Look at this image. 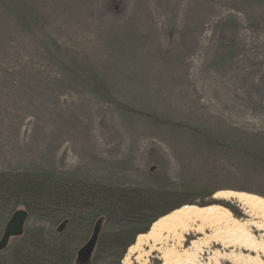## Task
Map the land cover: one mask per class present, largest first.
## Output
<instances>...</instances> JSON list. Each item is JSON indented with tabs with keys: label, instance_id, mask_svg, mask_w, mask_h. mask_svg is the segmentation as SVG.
Masks as SVG:
<instances>
[{
	"label": "rangeland",
	"instance_id": "1",
	"mask_svg": "<svg viewBox=\"0 0 264 264\" xmlns=\"http://www.w3.org/2000/svg\"><path fill=\"white\" fill-rule=\"evenodd\" d=\"M21 178L47 193H20ZM217 191L264 198V0H0V238L28 213L0 264H78L104 212L87 264H115L116 232L134 243L173 208L254 220ZM149 198L141 214L124 203ZM200 224L149 241L145 264L169 250L188 264L193 240L196 264L245 253L205 245Z\"/></svg>",
	"mask_w": 264,
	"mask_h": 264
},
{
	"label": "bare ground",
	"instance_id": "2",
	"mask_svg": "<svg viewBox=\"0 0 264 264\" xmlns=\"http://www.w3.org/2000/svg\"><path fill=\"white\" fill-rule=\"evenodd\" d=\"M215 200L235 199L241 209L254 220H241L232 216L231 212L218 204L205 207L194 205L181 206L169 213H166L151 223L149 230L138 234L134 243L127 249L123 263H128L129 257L134 256L135 260H144L149 256V241L161 240L164 233H172L178 228H186L190 222H200L197 232L202 233L205 227L214 230L213 235L204 239L205 245L217 244L223 248L237 246L245 253L223 254L216 251L215 262L207 264H222L221 260H226L230 264H264V198L235 191H217L212 195ZM261 232V237H257L252 231ZM151 249L156 248L151 246ZM188 253L186 250L185 254ZM201 253L200 241H192V255L186 258L188 264H196L197 255ZM161 264H170L180 258L169 250L160 255ZM179 260V259H178Z\"/></svg>",
	"mask_w": 264,
	"mask_h": 264
},
{
	"label": "water",
	"instance_id": "3",
	"mask_svg": "<svg viewBox=\"0 0 264 264\" xmlns=\"http://www.w3.org/2000/svg\"><path fill=\"white\" fill-rule=\"evenodd\" d=\"M27 217H28V213L26 210H23V209H18L12 213V215L10 216V218L5 224V227L3 229V232L0 238V250L6 247L10 238L19 237L23 234L24 225H25ZM66 222L67 221L64 220L57 227V230L59 232L62 231ZM101 223H102L101 219H98L95 222L89 239L77 251L76 261L78 264H87L90 261L93 255L94 249H95V245H96L100 230H101Z\"/></svg>",
	"mask_w": 264,
	"mask_h": 264
},
{
	"label": "trees",
	"instance_id": "4",
	"mask_svg": "<svg viewBox=\"0 0 264 264\" xmlns=\"http://www.w3.org/2000/svg\"><path fill=\"white\" fill-rule=\"evenodd\" d=\"M19 184L17 185V188L21 189L20 193H23V194H26L28 195L29 197H31L32 199H41L42 197L45 196V194L47 193V190H48V186H45V184H41V183H34V182H31V181H28L27 179L25 178H21L19 179ZM155 198H160V196L158 197H155ZM156 202V199L154 198H149V200L146 201V203L148 204L145 208H141L139 209L137 212L136 210L133 209V207L131 206L130 203H127V202H124L128 205V208L130 209L129 211L132 212V214H141L139 212H142L143 210H147L149 209L154 203ZM117 203H122V202H117ZM110 204L111 203H108V205L106 204V208H109L110 207ZM123 204V203H122ZM104 206V207H105ZM112 206V204H111ZM176 208H173V209H170V211L174 210ZM104 210V209H103ZM105 211V210H104ZM144 211L142 213H144ZM168 212H165V213H162L161 215H159L158 217H154L153 219H151L150 221V224L152 222H154L156 219H158L159 217H161L162 215L166 214ZM105 216V212L103 214ZM104 216H100L98 219H101L102 221L104 220ZM136 217V216H135ZM127 230L126 229H122L118 232H116L114 234V238H115V245H121V248H122V252H124V250L127 249L128 246H130L132 243H133V239H130L129 241H127ZM147 230H144L143 232L145 233ZM141 233V232H140ZM121 252V254H122ZM121 254L119 255L118 259H120V256ZM117 259L116 263L115 264H120L119 260Z\"/></svg>",
	"mask_w": 264,
	"mask_h": 264
}]
</instances>
